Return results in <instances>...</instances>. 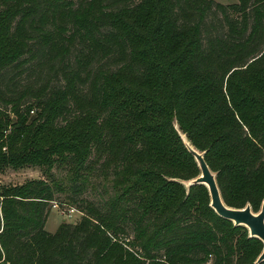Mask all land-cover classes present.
<instances>
[{
	"label": "trees",
	"instance_id": "16d2710c",
	"mask_svg": "<svg viewBox=\"0 0 264 264\" xmlns=\"http://www.w3.org/2000/svg\"><path fill=\"white\" fill-rule=\"evenodd\" d=\"M174 125L258 213L264 0H0V177L45 176L0 186V264H255L263 244L179 182L200 171ZM57 195L82 218L49 233Z\"/></svg>",
	"mask_w": 264,
	"mask_h": 264
},
{
	"label": "rangeland",
	"instance_id": "374dc122",
	"mask_svg": "<svg viewBox=\"0 0 264 264\" xmlns=\"http://www.w3.org/2000/svg\"><path fill=\"white\" fill-rule=\"evenodd\" d=\"M213 1L216 3L224 4V5L237 2V0H213ZM174 128L177 134L179 135L182 143L184 144L185 148L187 150H188V147H191L192 149H194L190 145L186 134L183 133L177 125H174ZM200 153L204 154L203 152H200ZM197 167H198V164H197ZM54 174L57 175L58 178L65 177V172L60 171V170L55 169ZM199 175H200V172H199ZM199 175H197L193 179H189L186 181H179V180L178 181L181 182V184H183L185 188H188L189 186H191L189 185V183L193 181L194 179H196ZM44 178L45 176H43L42 171L39 170L38 168L29 167V168H23L20 170L7 169L5 173L3 174V176L0 177V186L20 185L30 180H33V179H44ZM109 184H110L109 181H104L102 178H99L97 176H91L89 179V185L87 186L86 191L84 193V197H87L89 200L94 201V202H98V201L103 202L109 199V197L112 195L109 189ZM55 198H56V201L52 205L51 211L48 215V218L45 224V230L49 233H55L58 227L62 223L77 224L82 218V213L68 206L64 195H57ZM244 230L249 237L248 230L246 228H244ZM121 239H118V242L121 245H122L121 242L124 243V245H122L123 248L126 251H129L130 253H132L137 259L143 261V258L141 257L139 250L130 245V242H129L130 239L129 238H124L122 240ZM147 263L148 261H146V264Z\"/></svg>",
	"mask_w": 264,
	"mask_h": 264
},
{
	"label": "water",
	"instance_id": "95a60500",
	"mask_svg": "<svg viewBox=\"0 0 264 264\" xmlns=\"http://www.w3.org/2000/svg\"><path fill=\"white\" fill-rule=\"evenodd\" d=\"M188 151L193 155L198 164L200 175L191 181L189 185H204L209 194L210 207L222 219L230 221L234 226H242L249 232L250 238H256L263 244V250L255 264L264 261V201L258 213L252 212L249 205L243 209H233L227 207L220 195L216 175L212 173L205 163L204 154L188 147Z\"/></svg>",
	"mask_w": 264,
	"mask_h": 264
}]
</instances>
